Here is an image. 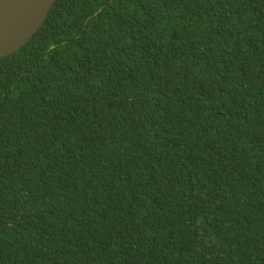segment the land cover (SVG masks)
<instances>
[{"label":"trees","instance_id":"obj_1","mask_svg":"<svg viewBox=\"0 0 264 264\" xmlns=\"http://www.w3.org/2000/svg\"><path fill=\"white\" fill-rule=\"evenodd\" d=\"M0 264H264V0H56L0 57Z\"/></svg>","mask_w":264,"mask_h":264},{"label":"water","instance_id":"obj_2","mask_svg":"<svg viewBox=\"0 0 264 264\" xmlns=\"http://www.w3.org/2000/svg\"><path fill=\"white\" fill-rule=\"evenodd\" d=\"M56 0H0V57L37 32Z\"/></svg>","mask_w":264,"mask_h":264}]
</instances>
